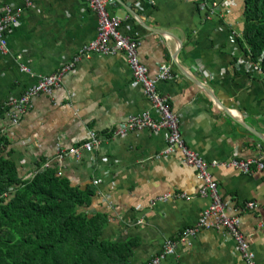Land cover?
<instances>
[{
    "label": "crops",
    "instance_id": "obj_1",
    "mask_svg": "<svg viewBox=\"0 0 264 264\" xmlns=\"http://www.w3.org/2000/svg\"><path fill=\"white\" fill-rule=\"evenodd\" d=\"M244 7V0H115L109 12L123 36L140 41L138 57L151 79L160 66L171 69L158 92L169 98L186 146L209 165L229 216L240 219L256 264H264V170L231 165L264 155V73L239 42ZM5 8L16 21L0 46V105L75 62L52 94L31 98L19 122L0 117L22 173L49 161L73 187L93 188L81 211L107 216L103 240L137 243L132 264H148L167 242L176 254L163 264H248L225 228L184 237L198 228L211 198L182 153L166 151L167 130L113 135L130 116H159L124 54L79 57L98 33L87 0H0V16ZM91 133L98 144L90 152L58 158Z\"/></svg>",
    "mask_w": 264,
    "mask_h": 264
},
{
    "label": "trees",
    "instance_id": "obj_2",
    "mask_svg": "<svg viewBox=\"0 0 264 264\" xmlns=\"http://www.w3.org/2000/svg\"><path fill=\"white\" fill-rule=\"evenodd\" d=\"M244 6L239 42L264 73V0H244ZM13 155L0 133V264H132L137 243L103 240L107 216L81 211L93 188L73 187L59 164L49 161L23 174Z\"/></svg>",
    "mask_w": 264,
    "mask_h": 264
},
{
    "label": "built area",
    "instance_id": "obj_3",
    "mask_svg": "<svg viewBox=\"0 0 264 264\" xmlns=\"http://www.w3.org/2000/svg\"><path fill=\"white\" fill-rule=\"evenodd\" d=\"M89 7L96 13L98 18L97 38L84 46L80 56L90 57L91 55H114L124 54L131 69L132 77L143 88L145 96L152 103L159 120H154L149 114L141 116H130L121 124L113 135L122 136L131 131L148 129L154 132L167 130V152L179 150L187 165L198 171V178L204 183L201 193L211 198L210 207L202 214L198 228H189L185 232V238L194 237L199 228L218 227L225 228L232 234L248 264H256L255 255L251 252V245L240 229V219L232 218L227 212L228 204L224 202L219 185L210 174L208 164L194 151L190 150L182 139L179 118L169 107V98L158 92L157 83L160 80H169L173 74L171 69L162 65L159 68V75L156 79L148 76V69L138 57L140 41L137 38H128L120 33L121 21L112 16L109 7L114 6L115 0H87ZM16 21L10 8H5L0 16V46H6V32ZM77 60V59H76ZM75 62L65 65L59 72L40 77L38 82L29 88L26 93L18 99H10L0 107L6 111V117L13 123L19 122L21 117L28 111L31 98L40 94H52L60 85L65 74L73 70ZM255 68L261 72L260 64L255 63ZM25 68H23L24 70ZM27 71V70H25ZM98 144V138L94 133L90 134V140L83 145L72 148L69 152L60 153V159L66 155L79 156L81 151H91ZM231 165L244 171L250 172L253 167L264 170V155L247 161L233 160ZM256 203L248 205L249 210H254ZM214 219V221H212ZM176 254V244L167 242L163 251L152 258L149 264H163L167 257Z\"/></svg>",
    "mask_w": 264,
    "mask_h": 264
},
{
    "label": "rangeland",
    "instance_id": "obj_4",
    "mask_svg": "<svg viewBox=\"0 0 264 264\" xmlns=\"http://www.w3.org/2000/svg\"><path fill=\"white\" fill-rule=\"evenodd\" d=\"M2 105H3V104H2ZM2 105H0V107H1Z\"/></svg>",
    "mask_w": 264,
    "mask_h": 264
}]
</instances>
